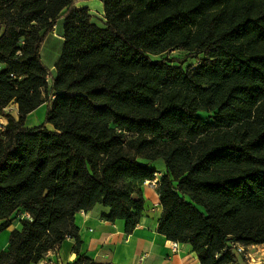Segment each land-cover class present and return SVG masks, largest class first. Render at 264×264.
<instances>
[{
    "label": "trees",
    "instance_id": "16d2710c",
    "mask_svg": "<svg viewBox=\"0 0 264 264\" xmlns=\"http://www.w3.org/2000/svg\"><path fill=\"white\" fill-rule=\"evenodd\" d=\"M75 2L0 0V232L20 224L0 264H37L65 239L78 253L74 216L95 206L130 234L156 174L139 159L164 163L159 235L199 264H250L264 244V0H105L104 28ZM59 19L50 73L40 52Z\"/></svg>",
    "mask_w": 264,
    "mask_h": 264
},
{
    "label": "crops",
    "instance_id": "0c3cea01",
    "mask_svg": "<svg viewBox=\"0 0 264 264\" xmlns=\"http://www.w3.org/2000/svg\"><path fill=\"white\" fill-rule=\"evenodd\" d=\"M94 1L76 0L74 7L86 8L92 17L94 10H97V6L94 5L98 4V9H100V4L103 6L105 0H99L100 2L97 3ZM100 13L101 20L104 22L102 7ZM90 23L99 28H104V26H98L95 21H92V18ZM62 41V19H59L40 52L41 63L51 72H53V66L59 57ZM46 108L47 104L43 103L32 111L26 117L24 127L33 128L42 124ZM4 111L15 118L17 117L15 104L8 105ZM6 123V119L0 116V128H3ZM45 127L48 130H53L48 124ZM145 164L156 171L155 168L157 167L152 162ZM158 170L154 179L145 181L140 187L143 207L138 223L130 234L125 233L123 221L109 222L103 220L102 215H107L108 209L95 206L88 212H79L74 216V225L77 228V236L80 242L78 253L74 251L73 241L65 239L58 248L48 252L46 256L58 264L73 262L79 255L98 264H199L189 246L180 245L179 250L172 253L167 247L169 241L156 232L157 222L162 212L156 187L157 182L164 175L165 168ZM151 182H154L156 186L150 185ZM19 229L20 224L15 221L0 232V252L7 249L10 233ZM263 246L264 244L250 248Z\"/></svg>",
    "mask_w": 264,
    "mask_h": 264
},
{
    "label": "rangeland",
    "instance_id": "374dc122",
    "mask_svg": "<svg viewBox=\"0 0 264 264\" xmlns=\"http://www.w3.org/2000/svg\"><path fill=\"white\" fill-rule=\"evenodd\" d=\"M95 3L100 2L99 0H95ZM94 6H97V10H94V13L92 14V21H95L98 26H103V21L101 20V4L100 9H98V4H95ZM169 56L172 58H181L183 56V53L179 50H175L169 54ZM200 57L194 56L190 59H187V61L184 63L183 67L185 68L188 65H195ZM51 73V71H50ZM140 164L148 163V161H145L143 159L138 160ZM157 168L156 171H159L158 169L164 168V163L162 160L158 159L154 162H152ZM250 248V247H249ZM247 249L246 257L248 259V262L250 264H263L264 263V246L259 248H250Z\"/></svg>",
    "mask_w": 264,
    "mask_h": 264
},
{
    "label": "built area",
    "instance_id": "2783aa9c",
    "mask_svg": "<svg viewBox=\"0 0 264 264\" xmlns=\"http://www.w3.org/2000/svg\"><path fill=\"white\" fill-rule=\"evenodd\" d=\"M1 67V66H0ZM150 185L156 186L154 182H151ZM167 247L172 253H176L179 250L180 244L174 241H169L167 243ZM238 251H241V249H238ZM38 264H58L55 261L50 260L46 255L39 261Z\"/></svg>",
    "mask_w": 264,
    "mask_h": 264
}]
</instances>
